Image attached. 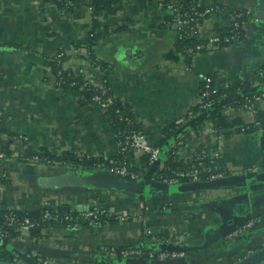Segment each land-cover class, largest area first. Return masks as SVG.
Instances as JSON below:
<instances>
[{
	"label": "crops",
	"instance_id": "obj_1",
	"mask_svg": "<svg viewBox=\"0 0 264 264\" xmlns=\"http://www.w3.org/2000/svg\"><path fill=\"white\" fill-rule=\"evenodd\" d=\"M70 1L65 9L58 0H0V152L6 154L0 210H102L108 217L0 235V264H152L142 254L122 253L143 248L178 253L159 264H239L262 252L264 128L245 132L237 125L225 134L206 113L191 117L190 110L212 76L220 88L241 85L224 99L247 95L264 115V98H257L264 89V0L235 1L232 8L231 0H198L214 7L199 31L204 39L231 25L240 8L249 18L242 40L192 56L180 49L182 31L159 0H122L113 14H95L92 0ZM94 33L99 40L89 48ZM59 54L74 76L96 85L107 81L113 102L150 142H160L164 127L175 124L168 146L177 147L179 159L192 161L203 147L213 157L219 147L218 182L160 180L154 174L165 165L166 151L132 189L107 182L97 167L20 159L28 147L104 159L119 153L107 112L85 97L84 87L57 84ZM225 112L237 124L256 120L245 107ZM144 155L133 153L134 164Z\"/></svg>",
	"mask_w": 264,
	"mask_h": 264
},
{
	"label": "trees",
	"instance_id": "obj_2",
	"mask_svg": "<svg viewBox=\"0 0 264 264\" xmlns=\"http://www.w3.org/2000/svg\"><path fill=\"white\" fill-rule=\"evenodd\" d=\"M60 2L61 7L65 9H69L71 6L70 0H58ZM122 0H92L91 7L95 14L100 13L101 11H106L108 14H113L119 8L117 3H120ZM169 1V0H166ZM182 4L180 7L179 12H172L173 23H176L175 18L179 14L191 15L195 11H202L204 9L203 5H198L200 2L198 0H191L187 4ZM248 11L243 9L241 11H237L235 13V20L232 21L231 25L218 29L217 33L218 36L224 37H231V42H220L219 45H228L232 42H236L242 40L244 37V30L243 24L244 21L249 18ZM207 17H201L200 20L206 19ZM180 27V26H179ZM182 31L181 38H180V49L183 51L185 50L188 55H191L187 51L188 48H193V50L197 51V46L200 44H206L208 42L207 39H204L200 36L199 31L191 30L190 26H183L180 27ZM99 40L98 33L92 34L89 41L87 42L88 47L90 48ZM194 54V53H193ZM65 58H58L54 64V71L57 74V79H61L62 84L60 86H64L67 89H80L85 84V80L83 77L74 76L73 72L69 69H64L62 66V60ZM61 72V74H59ZM104 86L109 88L107 81L104 83ZM241 85H234L228 88H220L218 92L211 93L207 98H203V100L193 106L190 110L192 115H197L198 113H206L208 117L209 123H211L219 132H224L225 134L228 133L229 129L233 128L234 126L239 125V129L245 132H254L258 129L264 128V115L260 113L258 110L256 112V120L253 123L249 124H237V121H230L228 116L226 115L225 109L229 106H233L236 108L244 107L246 103H252L253 101L247 95H243L238 98H232L225 102H223L224 98L230 94H233L237 91H240ZM85 97L90 100L92 92L90 90H83ZM110 95V90L108 92ZM210 100L213 103L212 107L204 108L202 104ZM118 109H123L118 103L113 102L107 110V114L111 120V123L115 129V132L118 137V141L123 142L126 139L127 134L132 129H137L135 124H128L125 121H122L119 117L117 112ZM259 123V124H257ZM176 125L169 124L164 127L163 129V137L158 143H154V145H158L162 148V150L167 154V159L165 161L164 167L156 174V177L160 180H166L170 178L176 177L179 172L181 171H191L193 169H197L199 171V176L201 180H208L210 179L211 175L213 174H221L222 168L220 160L215 159L209 153L208 148H202L195 158L192 161H184L179 159L177 155L174 153L175 149H170L169 140L173 137L176 132ZM205 151V152H204ZM38 156L42 158L44 161L48 163H60L64 165H75V166H84V167H98L99 164L107 162V159L104 158H94V157H87V156H77L76 154L65 151L62 152L60 155L54 154L48 150H41L40 152L33 151L30 147L26 148L20 159H33L34 157ZM133 152L128 151L126 153H118L116 156L112 158L118 159L119 161L126 162L131 171L137 173L139 176L142 177L146 173H148L154 166L151 163L149 155H144L142 158V163L140 166L134 164L133 161ZM189 181L188 178H181L180 181ZM16 216L18 222H24L25 219L29 218L30 220L38 223L40 227L43 225H49L53 223H61L64 225L75 224L76 222L80 224H87L85 220L81 218V212H71L65 209L60 211L52 210V209H9L5 208L0 210V235L3 237H10L17 235L21 230L19 229L20 225L18 224H10L9 217ZM50 218H48V216ZM108 215L107 211L103 214L99 215L100 222L106 221ZM142 256L145 259H148V252L150 250L143 248ZM4 256H7L6 253Z\"/></svg>",
	"mask_w": 264,
	"mask_h": 264
},
{
	"label": "built area",
	"instance_id": "obj_3",
	"mask_svg": "<svg viewBox=\"0 0 264 264\" xmlns=\"http://www.w3.org/2000/svg\"><path fill=\"white\" fill-rule=\"evenodd\" d=\"M160 4L166 8L167 10L171 12H179L180 7H182V4L179 3L178 0H159ZM201 5V4H198ZM214 11L213 6H204V9L202 11H195L191 15L185 14H179L175 20L176 23L180 26H190L191 30H196L200 31L205 19L200 20L201 17L208 16ZM208 43L206 44H200L197 46V51H202L204 49H207L209 46L213 44L219 45L220 42H231V37H220L218 34H213L210 36L208 39ZM187 51L191 54L196 53L193 48H188ZM63 54H59L58 58H62ZM61 74V72H59ZM57 84L61 85L62 81L61 79H57ZM86 90H90L92 92L91 95V102L99 105L103 110H107L111 105H113V100L111 98V95H108L109 88H107L104 85H96L93 82L86 81L84 86ZM220 87H218L215 82L214 78L212 76H206L204 80V84L201 90V101L203 98H207L212 92L216 93ZM264 98V89L261 92V95L258 96L257 98ZM202 106L204 108L207 107H212L213 103L210 100L205 101ZM245 108L249 109L253 113L257 112V108L255 106V102L253 101L252 103H246L244 105ZM119 117L122 121H125L128 124H134V119L128 114L125 113L123 109H118L117 110ZM191 117L193 116L192 113L190 115ZM259 124V123H257ZM23 138L24 136H20ZM177 148V147H176ZM176 148L174 153L177 154ZM128 151H132L134 154L135 153H142V154H147L150 157V161L152 164H156L157 162L160 161L161 155L163 153V150L160 146L154 145L152 142L148 140V138L142 134L138 129H132L129 131V133L126 136L125 141L120 142L119 141V153H126ZM205 152V151H204ZM221 155L219 147L217 148L216 151L213 152V158L218 159ZM6 157V154L4 152H0V158ZM35 159H39L38 157H35ZM160 166V165H159ZM164 167V166H163ZM161 167L160 170L163 168ZM100 171L102 172H110L113 174H120L125 177H129L132 179L139 178L138 174L131 171L128 164L126 162L119 161L118 159H114L112 157L107 159V162L99 164L97 167ZM159 170V171H160ZM158 171V172H159ZM177 176L174 178L166 179L163 180L168 183H177L180 182L181 178H188L190 181H201V178L199 176V171L197 169H193L191 171H181ZM221 177V174H213L211 175L210 179L216 180ZM105 211L102 210H86L81 212V218L85 220L89 224H98L100 223L99 215L103 214ZM10 224H18L20 225L19 229L24 232L31 231L34 229L38 223L30 220L29 218L25 219L24 222H18L16 216L12 215L9 217ZM80 223L76 222L75 225H79ZM252 226V220L248 221L241 229L239 232L246 231L249 227ZM237 233V232H236ZM124 255H130V254H137L141 255L143 251L141 249H136V250H124L122 252ZM149 260H153L154 258H158L160 260L162 259H167L169 257H176L178 256L177 252H166V251H159L156 252L154 250H150L148 252ZM254 264H264V258L257 261Z\"/></svg>",
	"mask_w": 264,
	"mask_h": 264
},
{
	"label": "water",
	"instance_id": "obj_4",
	"mask_svg": "<svg viewBox=\"0 0 264 264\" xmlns=\"http://www.w3.org/2000/svg\"><path fill=\"white\" fill-rule=\"evenodd\" d=\"M227 100H229V98L224 99L223 102H225ZM157 164H159V162H157L153 166L154 169L157 168ZM101 174L104 175V177L107 179L106 181L109 183L120 185V186H123L125 188H129V189H132L134 187L135 180L131 179L129 177H125V176L120 175V174H113L110 172H102ZM142 180H144V179H142ZM215 182H218V180H215ZM263 258H264V250L262 252L257 253L255 256H252L248 260L242 261L239 264H254Z\"/></svg>",
	"mask_w": 264,
	"mask_h": 264
},
{
	"label": "rangeland",
	"instance_id": "obj_5",
	"mask_svg": "<svg viewBox=\"0 0 264 264\" xmlns=\"http://www.w3.org/2000/svg\"><path fill=\"white\" fill-rule=\"evenodd\" d=\"M235 1H237V3L239 4V5H246V3L248 4V2H250V0H231V3L229 4V6L232 8V6H231V4L233 3V2H235ZM243 8H240V10H242ZM248 11V10H247ZM208 43V42H207ZM235 44L236 42H232V43H230V44H228V45H217V44H213V45H211V46H209L207 49H204V51H208V50H218V49H220V48H222V47H226V46H229V45H231V44ZM210 48V49H209ZM125 111V110H124ZM125 113H127V112H125ZM154 144V143H153ZM100 171V170H99ZM102 172V171H101ZM155 175V177H156V174H154ZM158 258H154L153 260H152V264H159V262H158ZM158 262V263H157Z\"/></svg>",
	"mask_w": 264,
	"mask_h": 264
}]
</instances>
